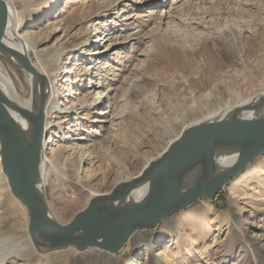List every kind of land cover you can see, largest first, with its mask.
Returning a JSON list of instances; mask_svg holds the SVG:
<instances>
[{
    "label": "rangeland",
    "instance_id": "1",
    "mask_svg": "<svg viewBox=\"0 0 264 264\" xmlns=\"http://www.w3.org/2000/svg\"><path fill=\"white\" fill-rule=\"evenodd\" d=\"M3 1L14 7L33 62H47L46 70L61 79L66 68L77 72L75 95L52 102L80 103L89 82L100 81V90L115 102L107 118L97 111L75 114L63 129L61 115L52 119L44 191L61 224L71 223L123 177H137L174 140L173 131L186 132L206 115L217 120L219 107L231 109L264 94V0ZM100 33L108 36L101 46L108 53L79 60L83 41ZM0 57L28 98L25 73ZM262 159L215 200L200 199L156 229L134 234L120 251L69 247L44 254L34 246L28 211L11 193L0 161V239L31 244L26 259L52 264H264ZM160 250L164 254L157 256ZM13 251L7 249L0 264L22 262Z\"/></svg>",
    "mask_w": 264,
    "mask_h": 264
},
{
    "label": "water",
    "instance_id": "2",
    "mask_svg": "<svg viewBox=\"0 0 264 264\" xmlns=\"http://www.w3.org/2000/svg\"><path fill=\"white\" fill-rule=\"evenodd\" d=\"M0 32V49L3 48ZM29 70L30 61L25 62ZM252 104L242 108L248 111ZM264 156V118H229L212 124L201 140L161 159L132 182L94 197L74 220L61 224L40 188L36 150L0 98V161L11 193L28 211L29 233L39 253L74 247L78 251H120L135 233L153 230L200 199L213 201L223 188ZM227 164V165H226ZM155 170V171H154ZM144 183L146 197L130 202ZM132 205L134 213L116 207Z\"/></svg>",
    "mask_w": 264,
    "mask_h": 264
},
{
    "label": "bare ground",
    "instance_id": "3",
    "mask_svg": "<svg viewBox=\"0 0 264 264\" xmlns=\"http://www.w3.org/2000/svg\"><path fill=\"white\" fill-rule=\"evenodd\" d=\"M13 8L14 7H12L11 4L0 0V32L4 37V46L0 49V55L2 54L6 58L10 59L25 73V78L30 87V95L26 99L21 96L14 80L4 66V63L0 57V98L4 105L9 108L11 115L26 136L28 143L32 148H34V150H36L37 174L40 180V188L42 192L45 193V173L50 161L49 157L46 156V152L48 150L46 136H48L51 128L54 127V121L52 120L53 117L56 115L62 116L63 123H61L59 127L63 129V124L67 123L68 119L75 114L80 116L81 114L87 115L91 112L97 111V115L102 116V118H107L108 114L112 113L113 109H115V102H111L108 98V94H104V91L100 90L104 88V85L101 83V81L97 84H92V82H89V85L85 87L87 90L85 96H81L80 94L82 98L77 99L80 101V103L62 105V103L58 100L56 102H52L54 99H64V101L68 102L69 98L75 95H71V88L76 86L74 76L77 72L73 67L66 68L64 71V79H61L57 76L58 74H54V70L52 72H48L46 70L47 62L42 63L40 60L33 62L30 56L27 40L24 38V34L20 33V20L18 25L15 24L16 21L14 19L15 17ZM107 37L108 36L102 38L100 33L99 37H92L83 41L81 50L78 53L79 60H89V58L92 57V60L94 61L96 58L101 56V54L108 53V51H101L102 43L107 39ZM26 61H30L31 70H29L26 66ZM90 72L91 68H88V76L92 75ZM82 86L84 85L81 84V87ZM60 87L63 88L65 93L59 91ZM250 104H252V107L248 111L242 112V108ZM215 112L217 115L220 114V118L217 120H210L212 119L211 117L208 121V117L206 118L207 115H204L205 117L202 120L188 129L186 132L180 131L178 133L175 132L177 130L174 128L175 131L172 132L174 135V140L170 143V145L166 146L164 151L158 154L157 158L148 163L144 170L137 177H123L121 184L132 182L133 180L140 178L142 176L141 174H143V172H145L147 169L151 168L153 163L167 157L171 158L191 148L201 140L209 127L217 121H223L236 117L264 118V94L255 96L251 100L240 105H236L231 109L219 107L217 110H215ZM74 140L78 141L81 139L75 138ZM49 154L51 153L49 152ZM261 166H264V159L261 160ZM76 176L77 181L81 182L82 175L80 170L77 172ZM147 191L148 185L144 183L139 189L134 191L129 199L130 202H137L144 199L146 197ZM235 195L237 196V194ZM116 211L124 214L134 213L135 210L132 205H121L120 207H116ZM242 211L243 210H241V212ZM221 221L223 222L224 219ZM2 226L3 224L0 222V234H2ZM21 242L22 241H18L16 238L13 239L11 236L2 238V241L0 239V260L5 257V251L10 249L12 251L14 250L13 252L17 254L16 259L22 261L20 263L17 262V264H52L42 260V262H36L30 258L26 259V257H24V252L30 251L32 249V245H23ZM44 253L45 252L41 254ZM163 254V251L160 250L157 253V256H161Z\"/></svg>",
    "mask_w": 264,
    "mask_h": 264
}]
</instances>
